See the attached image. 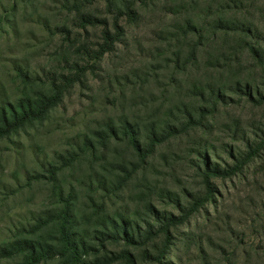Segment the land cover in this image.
<instances>
[{
  "label": "rangeland",
  "instance_id": "rangeland-1",
  "mask_svg": "<svg viewBox=\"0 0 264 264\" xmlns=\"http://www.w3.org/2000/svg\"><path fill=\"white\" fill-rule=\"evenodd\" d=\"M110 1L0 0V117L21 102L52 94L55 83L67 85L43 120L0 138V264H26V241L37 249L56 248L60 221L36 226L56 216L64 203L72 210L71 232L92 249L82 257L84 264H126L109 261L126 250L136 264H157L163 238L142 243L147 224H157L148 206L160 217L179 214L180 206L187 208L203 194L198 171L204 157L212 166L234 168L246 158V143L264 134L260 110L228 102L207 122L208 132L170 136L146 165L139 164L123 135L126 125L147 148L150 133L166 136L183 107L192 104L193 85L207 79L202 64L198 71L176 74L173 63L190 42L177 39L187 20L201 24L204 4L192 13L181 0L136 3L137 19L119 18L122 36L94 60L104 30L114 33L125 0ZM76 73L79 82L61 81ZM258 154L262 161H245L233 176L210 178L214 201L171 229L165 263L226 264V252L237 264H247L254 249L264 251V151ZM133 167L136 173L124 180L122 170ZM52 168L58 169L55 176ZM121 220L134 232L136 246L110 238ZM190 232L196 236L182 245L181 237ZM52 253L39 264H69ZM252 262L257 264L256 258Z\"/></svg>",
  "mask_w": 264,
  "mask_h": 264
},
{
  "label": "trees",
  "instance_id": "trees-1",
  "mask_svg": "<svg viewBox=\"0 0 264 264\" xmlns=\"http://www.w3.org/2000/svg\"><path fill=\"white\" fill-rule=\"evenodd\" d=\"M155 1L158 0H125L122 2L112 26L114 33L108 29L104 30L103 42L93 53V59L100 60L122 36L123 29L118 25L119 18L126 17L128 21L133 22L138 15L135 9L136 3L148 6ZM181 1L186 2L187 6L185 7L192 13L201 4H204V10L201 24H196L191 19L187 20L184 32L177 39L179 41L182 38L190 40V42L185 44L187 50L184 54H175L174 71L176 74H180L190 68L194 72L198 71L202 64L206 68L208 76L200 86L193 85L188 94V97L193 101L192 104L183 107V111L180 113L182 117L174 119V125L168 128L166 136L159 135L156 131L150 133L147 148L140 145L138 131L133 126L126 125L123 135L128 146L135 153L139 164L142 165H146L147 159L154 154L156 146L168 140L170 136L184 135L196 130L208 132L212 127H209L207 122L214 120L220 105L234 101L245 102L264 114V0ZM107 2L111 1L107 0ZM80 77V74L76 73L73 76H62L61 81L73 85L80 81ZM66 87L67 85L61 86L59 83H55L52 85V94L43 96L41 100L28 99L26 102H21L17 106L11 107L8 115L3 112L0 117V138L10 135L28 123L43 120L48 112L61 101ZM111 135L113 137L114 132ZM246 149H248L246 158L242 156V153L239 154L243 161L239 165H245V161L252 158L262 161L258 153L264 151V134L256 136L253 144L247 142ZM239 165L234 168L233 166H212L204 157L203 168L198 171L204 178V191L201 197L194 198L187 204V208L180 206L179 214H170L168 217H160L151 205L148 206V211L155 214L157 224L154 226L147 224L142 243L153 242L158 237L163 238L160 248L155 251L157 264H168L165 263L164 257L168 255L173 244L171 229L187 223L189 218L199 212L205 203L214 201L215 192L210 178L231 177L237 172V169L241 170ZM57 171V168H52L51 175L55 176ZM136 171V167H133L129 172L123 169L124 180H129ZM71 215L70 205L64 203L63 208L56 216H51L41 226L37 225L36 229L59 220V242L56 248H52V256L57 254L65 258L69 264H84L82 257L88 255L92 249L80 245L75 234L71 232ZM127 225L128 223L123 220L119 226L114 224V232L110 238L120 240L129 247H134L136 246L134 232H128ZM137 232L136 235L140 238ZM195 236L194 232L184 234L181 237L182 245H188ZM198 244L197 249L203 255L202 245ZM35 246L29 241L24 243L22 250L26 252V256H24L26 264H39L47 257H51V248L43 250L37 249ZM223 254L226 264H237L233 260L234 254L226 252ZM253 254H249L247 264L253 263L254 258H256L257 264H264V251L259 252L254 249ZM121 259H124L126 264H136V256L128 250L114 256L109 261L112 263ZM202 264L210 263L205 260Z\"/></svg>",
  "mask_w": 264,
  "mask_h": 264
}]
</instances>
